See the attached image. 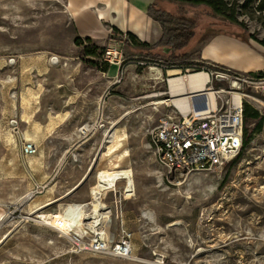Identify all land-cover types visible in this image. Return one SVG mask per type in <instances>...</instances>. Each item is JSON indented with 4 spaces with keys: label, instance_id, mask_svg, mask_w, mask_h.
Masks as SVG:
<instances>
[{
    "label": "rangeland",
    "instance_id": "374dc122",
    "mask_svg": "<svg viewBox=\"0 0 264 264\" xmlns=\"http://www.w3.org/2000/svg\"><path fill=\"white\" fill-rule=\"evenodd\" d=\"M198 14L195 36L185 48L192 61H199V41L209 23L204 12ZM237 19L247 27L246 37L264 42L263 15L250 18L241 12ZM116 44L122 53L111 80L112 65L102 59L108 46L97 60L82 56L81 70L74 60L68 65L0 60V264H148L154 253L177 264H264V124L229 164L169 173L159 162L153 132L158 120L171 114L163 105L171 100L169 72L178 71L184 80L193 72L178 70L165 56L151 61ZM90 63L109 69L102 73ZM153 69L161 72L159 80ZM209 79L212 90L221 92L218 104L238 95L264 117V90L233 78ZM25 88L35 90L38 99L30 102L27 123H22L18 96ZM57 114L67 120L50 136L35 134V125L41 128L49 115ZM114 124L127 132L123 147L130 157L122 165L132 169L134 195L125 199L122 182L116 193L103 194L102 204L112 210L106 235H131L138 261L70 254L66 243L36 218L58 214L60 204L89 200L93 173L106 165L100 158L108 146L104 131Z\"/></svg>",
    "mask_w": 264,
    "mask_h": 264
},
{
    "label": "crops",
    "instance_id": "0c3cea01",
    "mask_svg": "<svg viewBox=\"0 0 264 264\" xmlns=\"http://www.w3.org/2000/svg\"><path fill=\"white\" fill-rule=\"evenodd\" d=\"M154 4L165 11L172 7L165 0H0V60L31 63L55 57L66 65L74 60V67L81 70L76 38L89 39L100 48L118 42L137 53L128 35L149 46L162 38L159 23L148 15ZM198 55L199 62L234 73H264V48L250 40L217 35L200 47Z\"/></svg>",
    "mask_w": 264,
    "mask_h": 264
},
{
    "label": "built area",
    "instance_id": "2783aa9c",
    "mask_svg": "<svg viewBox=\"0 0 264 264\" xmlns=\"http://www.w3.org/2000/svg\"><path fill=\"white\" fill-rule=\"evenodd\" d=\"M122 51L117 44L107 47L102 59L116 65ZM55 58V57H54ZM57 59V58H56ZM53 57L49 59V62ZM58 60V59H57ZM9 65L15 64L9 58ZM213 71L205 73L208 78L220 81L232 78L239 83L249 84L255 90H264V76L234 73L227 69L212 66ZM203 92H187V106L171 108V114L161 117L153 132V144L161 165L169 173H198L229 164L242 153L243 144V102L240 96H230L220 105L216 95L211 104L209 92L210 79ZM26 152L31 153V150ZM39 224L52 231L67 245L70 254H92L126 260L132 256L131 235L123 234L115 239L105 235L103 238L74 231L58 214H43L36 217ZM148 264H177L160 253H154Z\"/></svg>",
    "mask_w": 264,
    "mask_h": 264
},
{
    "label": "trees",
    "instance_id": "16d2710c",
    "mask_svg": "<svg viewBox=\"0 0 264 264\" xmlns=\"http://www.w3.org/2000/svg\"><path fill=\"white\" fill-rule=\"evenodd\" d=\"M174 8V12H168L158 8L155 4L148 9V15L159 23L162 29L161 40L153 46L139 43L134 37L128 35V42L134 50L143 54L144 58L151 61H158L165 56L171 59L175 68L181 71L191 69L193 73L205 71L209 73L213 65H207L199 61H192V56L185 52V48L195 36V30L202 15L198 11L204 12V18L208 23L207 29L203 32L199 44L203 46L209 39L217 35L234 36L242 41L253 40L264 48V42L256 41L252 35L247 37L248 29L244 23L237 19V16L246 15L250 18L254 16H264V0H165ZM199 15V16H198ZM226 31H220L219 28ZM116 35L117 32H114ZM74 45L81 48V56L86 58L98 59L99 53L103 48L97 47L89 39L76 38ZM168 52V53H167ZM167 53V55H165ZM99 72L106 73L109 69L108 64L98 68L96 63H90ZM211 67L210 68H208ZM219 67V66H217ZM224 69L223 67H219ZM166 69V68H164ZM264 76V73H259ZM251 75V74H248ZM243 144L242 149L251 139L262 132L264 117L251 106L243 103ZM251 126V127H250Z\"/></svg>",
    "mask_w": 264,
    "mask_h": 264
},
{
    "label": "bare ground",
    "instance_id": "6f19581e",
    "mask_svg": "<svg viewBox=\"0 0 264 264\" xmlns=\"http://www.w3.org/2000/svg\"><path fill=\"white\" fill-rule=\"evenodd\" d=\"M50 63L57 64L58 60L53 57ZM153 71H155V76L158 77L155 80H159L161 72L155 69ZM115 72L116 65H112L108 71L107 78L112 79L115 76ZM169 76L171 77L168 82L171 100L163 103V105L166 107L175 106L179 109H185L187 106V97H185L187 92L197 93L205 91L204 85L209 80L208 76L202 72L190 74L185 80L179 76L178 71H170ZM220 93L209 92L212 105H214L215 95ZM234 97L237 98L238 96L235 95ZM37 99L38 96L35 90L30 88H25L19 94L18 101L21 105L22 123H27L26 110L28 105L31 101H37ZM66 120L65 114L49 115L46 123L41 128L36 125L34 126V132L37 134L41 131L43 134L50 136L57 128V125ZM86 132L87 129L85 127L80 130L82 135ZM11 138L12 135L10 134L8 139L10 140ZM23 139L28 141L30 138L27 134H23ZM126 139V130L124 128L117 129L116 124L104 131L103 143L108 146H106V151L100 154V158L106 160V165L103 168H97L93 173L94 183L89 189V200L84 203L60 204L61 210L58 216L71 226L74 231H79L80 229L84 234L103 238L106 235L107 225L112 216L111 208L103 205L101 202L103 194L105 192L116 193L118 183L122 182L123 188L120 193L128 200L133 197L134 181L132 169L128 164L122 165L130 157L129 151L123 147ZM40 209L42 208L38 210ZM2 218L3 215L0 213V221H2ZM129 259L138 261L134 256H131Z\"/></svg>",
    "mask_w": 264,
    "mask_h": 264
}]
</instances>
